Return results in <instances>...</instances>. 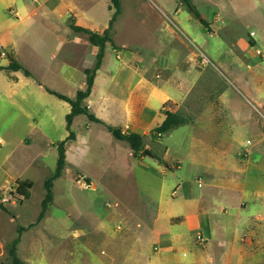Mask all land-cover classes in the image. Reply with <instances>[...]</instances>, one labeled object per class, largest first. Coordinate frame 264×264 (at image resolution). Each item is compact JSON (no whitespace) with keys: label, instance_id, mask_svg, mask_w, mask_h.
<instances>
[{"label":"rangeland","instance_id":"rangeland-1","mask_svg":"<svg viewBox=\"0 0 264 264\" xmlns=\"http://www.w3.org/2000/svg\"><path fill=\"white\" fill-rule=\"evenodd\" d=\"M120 3L118 49L106 44L84 101L104 124L73 119L37 222L70 109L45 88L85 87L96 48L69 26L101 32L112 10L0 0V66L9 55L31 73L0 70V261L22 228L26 264H264V0H193L209 31L177 0ZM166 111L187 123L159 137ZM107 126L142 135L149 154Z\"/></svg>","mask_w":264,"mask_h":264},{"label":"trees","instance_id":"trees-1","mask_svg":"<svg viewBox=\"0 0 264 264\" xmlns=\"http://www.w3.org/2000/svg\"><path fill=\"white\" fill-rule=\"evenodd\" d=\"M110 2V9L112 10V14L110 16V19L108 20L107 26L104 30L101 32L96 30H91L89 28L76 25L74 23L70 24V29L74 33H81L86 35L87 40L89 44L96 48V54H95V60L94 64L91 68L84 69V75H85V87L83 89H77L74 96L72 98L67 97L59 92H56L54 90L45 88V90L58 98L59 100H62L66 102L69 106V112L65 115V128L68 131V135L63 139L56 143V165L55 169L52 173V175L46 179L44 182V197L41 201V209L37 216L36 221L39 222L45 215V212L48 208V206L52 202V182L59 178L62 174V171L66 165V155H65V145L68 141H73L75 134L71 130V125L73 122V119L76 116L83 115L85 116L89 121L95 122V123H101L104 124L101 119L95 116V114L88 108L86 103L84 102L86 98L91 93V89L93 86L94 78L96 75V72L100 69L102 64V59L104 57V50L107 43L113 47L114 50H117L118 47L113 43L110 31L112 29V26L114 22L117 19V16L121 13V3L120 0H109ZM177 2L181 6H185L189 13H191L196 19H198L203 26L209 31L208 23L201 18L200 13L198 12L197 8L195 7L193 0H177ZM8 64L6 66H0V70H6L8 72H17L21 71L22 75L25 77H31V73L29 70H27L22 64L17 62L13 57L8 55ZM13 81H17L16 77H12ZM187 123V120L182 115L166 111L164 114V118L161 121V123L157 126H155L153 129H151L152 134L157 136H162L169 131L184 125ZM107 128L110 131L115 130L116 137L119 138L122 141H125L129 148L134 152V154H138L140 151H143V136L135 133V132H129V133H122L119 129H115L112 127L107 126ZM158 163L164 164V161L160 159L159 157H156ZM32 187V182L29 180H16V193L23 197L24 199H28L30 197V188ZM23 229H18V234L15 239H13L9 245L7 246V255L9 257L10 263L9 264H26L23 260H21L17 254V245L20 241V235L21 231ZM0 264H3L0 261Z\"/></svg>","mask_w":264,"mask_h":264},{"label":"water","instance_id":"water-1","mask_svg":"<svg viewBox=\"0 0 264 264\" xmlns=\"http://www.w3.org/2000/svg\"><path fill=\"white\" fill-rule=\"evenodd\" d=\"M112 134L116 136V132H115V130L112 131ZM142 153L145 154V155L149 154V152H148L146 149H144V150L142 151Z\"/></svg>","mask_w":264,"mask_h":264},{"label":"crops","instance_id":"crops-1","mask_svg":"<svg viewBox=\"0 0 264 264\" xmlns=\"http://www.w3.org/2000/svg\"><path fill=\"white\" fill-rule=\"evenodd\" d=\"M17 13H18V12H17ZM2 43H3V41H2ZM94 81H96V79H95V78H94ZM162 120H163V119H162ZM152 129H153V128H152ZM122 133H124V132H122ZM262 138L264 139V136H263ZM163 234H166V235H167V234H168V232H165V233L163 232ZM169 249H170V247H169Z\"/></svg>","mask_w":264,"mask_h":264}]
</instances>
